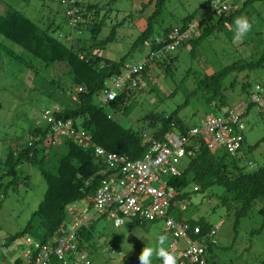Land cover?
I'll use <instances>...</instances> for the list:
<instances>
[{
    "label": "rangeland",
    "instance_id": "obj_1",
    "mask_svg": "<svg viewBox=\"0 0 264 264\" xmlns=\"http://www.w3.org/2000/svg\"><path fill=\"white\" fill-rule=\"evenodd\" d=\"M151 0H91L97 6V13L91 15L92 22L100 24L98 40H105L113 30V37L104 44H96L92 52L102 59L134 65L144 59L150 50V40L162 34V30L180 27L183 20L193 15L200 27L207 24L206 14L215 23L217 15L206 0H165L161 12L155 17L152 34L145 43L136 44L147 24V15L153 10ZM242 6L243 0H221ZM152 4V5H149ZM22 13L38 26L51 27L54 37L75 45L91 47L89 33L78 32L68 24L65 6L61 0H0V14L8 9ZM235 8V9H236ZM233 10V7H232ZM247 16L253 21L252 31L242 40L234 42V20L225 23L196 47L186 44L171 52L172 61L167 64H152L146 75L138 77V86L127 93V99L117 110H110L113 118L125 128L151 134L150 116L168 115L176 110V116L190 126L206 115L218 113L227 107L238 106L247 100L246 91L255 83L264 87V65L248 69L237 66L223 79L226 103L222 109L210 107L204 97L208 93L200 90V79L228 65L256 61L264 49V0L251 2L237 13L236 18ZM199 30L194 35L196 36ZM0 44L13 50L28 62L20 63L9 57L0 48V175L5 171L4 160L10 151H15L31 139L32 131L44 127L42 118L45 110H53L60 104L55 96L64 91L65 98L73 92L68 73L57 66L45 67L39 59L33 58L17 44L0 35ZM161 61V59L159 60ZM54 81L52 83L51 81ZM248 84L246 89L243 84ZM51 94V96H49ZM188 98V99H187ZM188 100L186 103L185 100ZM93 102L101 99L93 96ZM184 103V104H183ZM216 109L217 111H214ZM245 129L239 163L244 170L251 171L264 164V116L251 104L243 115ZM216 156L224 151L215 150ZM187 159L179 166L184 168ZM42 164L22 161L18 164L17 183L7 188L0 204V238H6L21 231L31 214L38 208L47 185L41 174ZM49 169L47 165L44 167ZM9 178L3 176V182ZM186 208L174 209L186 219L202 218L211 226L218 225L217 243L212 246V264H260L264 260V198L256 200L249 212L236 223L234 211L237 204L229 200L221 203L225 190L212 185L203 191H193L192 185L184 189ZM163 222L140 224L134 219L124 218L116 227L112 218L98 217L93 221V239L84 254L91 264H139L138 256L145 246L156 247L158 237L166 235L165 247L169 248L170 236L163 231ZM27 239L17 237L18 243ZM184 243L179 241L178 247ZM112 248V253L109 248ZM12 247H7L9 252ZM117 251L121 254H117ZM174 251L175 250H170ZM3 257L0 255V260ZM152 264H163L155 256Z\"/></svg>",
    "mask_w": 264,
    "mask_h": 264
},
{
    "label": "trees",
    "instance_id": "obj_2",
    "mask_svg": "<svg viewBox=\"0 0 264 264\" xmlns=\"http://www.w3.org/2000/svg\"><path fill=\"white\" fill-rule=\"evenodd\" d=\"M209 1L206 0L207 3ZM254 1L257 0H243L241 7ZM150 2L154 3V10L147 16L146 27L134 45L148 41L147 39L152 34L155 17L161 12L165 0H151ZM76 4L82 9L86 25L78 23L73 28H76L79 33L83 31L89 33V38L94 43L91 47L80 46L77 44L78 41L75 45L71 42L62 41L59 37L52 35L49 25L42 28L22 13L11 8L5 14H0V35L20 46L33 58L39 59L45 67L57 66L68 73L74 90L73 92L70 91L67 98H65L62 89L60 93L57 91L55 97L60 101V104L57 105L58 109L54 111L57 118H70L77 127L85 129L93 141L107 151L126 154L130 158L138 159L147 148V145L143 144L139 137L140 132L123 127L109 112L119 109L124 104L127 93H119L113 101L106 105L93 102V96L99 95L103 83L111 76L119 74L125 65L124 60L115 62L102 59L98 54L92 52L96 44H104L113 37V30L105 40H98L100 24L91 20V15L97 13V6L91 0H76ZM241 7H237L228 15L217 16L215 23L210 22L211 17L206 14L207 24L201 27L199 24V33L183 45L190 44L191 47H196L214 31H219L225 23L235 20ZM193 18V15L186 17L181 27L183 28ZM168 31L169 29H165L163 33L167 34ZM150 41L152 42V40ZM151 42L150 49H155L156 45ZM0 48L12 59L28 65V62L13 50L1 44ZM168 61H172L171 56L152 64L160 62L167 64ZM263 65L264 49L256 61L231 64L217 72L206 75L198 83L199 89L204 90L209 95L204 97L205 102L210 107L222 109L227 99L223 90L225 75L237 66H246L248 69H252ZM148 69L147 66L141 71V76L146 75ZM51 82L54 83L53 80ZM247 86V83L243 84L242 88L245 90ZM246 93L249 95L250 91L247 90ZM187 99L184 103L188 101ZM214 111L217 110L214 109ZM172 123L175 124V127H172ZM149 126L154 128L151 134L157 138L172 130L184 133L190 127L188 123L176 116V110L166 116L151 115ZM47 128L45 125L44 127H37L31 135L40 134L41 137H44ZM239 159L240 156L234 157L225 152L220 157L216 156L215 152L211 151L208 146L202 145L193 156L187 158V163L182 168L180 175L168 176L167 182L176 189V200L186 198L184 189L190 185H192V190L195 185L199 187L198 190L193 191H203L212 185L221 186L226 192L221 197V203L227 204L231 200L237 204L234 211L237 223L241 216L248 214L256 200L264 198V164L255 170L246 171L240 165ZM22 161L30 164H42L41 174L46 181L47 188L38 208L31 214L24 228L4 239L6 244H10L20 236L39 243H46L59 225L68 221L66 207L69 204L79 200H86L91 203L92 194L102 178L98 174L102 165L90 149L76 145L69 139H63L58 145H51L47 142L41 145L37 143L28 145L27 141L15 151H10L4 160L5 171L0 175V204L7 188L18 182V164ZM45 165L49 169H45ZM3 176L9 178L7 182H3ZM259 212L264 215V209H260ZM180 216L178 214V217ZM100 217H105V215ZM134 220L140 224L147 222ZM188 220L192 226L200 227L203 234L211 228L210 223L202 218H190ZM78 232L80 248L87 249L86 247L93 243V221L88 226H82ZM211 252L212 245L208 247L207 264H212L213 255ZM260 264H264V260Z\"/></svg>",
    "mask_w": 264,
    "mask_h": 264
},
{
    "label": "built area",
    "instance_id": "obj_3",
    "mask_svg": "<svg viewBox=\"0 0 264 264\" xmlns=\"http://www.w3.org/2000/svg\"><path fill=\"white\" fill-rule=\"evenodd\" d=\"M65 6L68 24L73 28L78 23L85 24L81 7L76 0H61ZM210 6L217 16L228 15L236 6L226 1L210 0ZM233 7V10H232ZM199 22L191 19L180 27H172L167 34L157 35L152 39L155 49H150L144 59L137 64H125L123 70L111 76L103 83L99 92L100 104L106 105L121 92L128 93L138 86V77L153 62L170 57L171 52L182 46L199 30ZM259 85V88L255 87ZM254 104L264 116V87L255 83L250 89L247 100L234 107H227L217 114H208L198 123L190 126L184 133L168 131L157 138L144 131L139 133L146 151L138 159L126 154L107 151L93 141L91 135L77 127L70 118H57L55 110H45L42 118L46 121L47 132L44 137L33 135L28 145L47 142L58 145L63 139L83 148L90 149L102 167L98 174L102 176L99 185L92 194L91 203L86 200L74 201L66 207L68 221L59 225L46 243L27 239L18 243L15 238L6 244L0 238V264H91V260L79 246V229L88 226L99 216L112 218L116 227L124 223V218L139 222L162 221L163 231L170 236L169 248L175 250L178 264H207L208 247L215 245L218 225L211 226L202 233L200 227L192 226L188 219L174 209L183 211L186 202L176 200L177 191L167 182L168 176L180 175L182 159L193 156L200 146L206 145L211 151L221 149L225 153L241 156L243 115L248 105ZM175 127V124H171ZM43 139V140H42ZM194 186L193 190H198ZM184 243L178 247L179 241ZM7 247H12L8 252ZM113 253L114 250L110 247ZM117 254H121L117 251Z\"/></svg>",
    "mask_w": 264,
    "mask_h": 264
},
{
    "label": "clouds",
    "instance_id": "obj_4",
    "mask_svg": "<svg viewBox=\"0 0 264 264\" xmlns=\"http://www.w3.org/2000/svg\"><path fill=\"white\" fill-rule=\"evenodd\" d=\"M234 25V42L242 41L253 29V21L247 16L235 18ZM255 87L259 88V85ZM167 239L166 235H160L156 247L145 246L138 256L139 264H152L153 256L161 259L163 264H178L177 254L164 246Z\"/></svg>",
    "mask_w": 264,
    "mask_h": 264
},
{
    "label": "crops",
    "instance_id": "obj_5",
    "mask_svg": "<svg viewBox=\"0 0 264 264\" xmlns=\"http://www.w3.org/2000/svg\"><path fill=\"white\" fill-rule=\"evenodd\" d=\"M149 5H152V4H149ZM153 6H154V4H153ZM235 6V5H234ZM148 16V15H147ZM162 32H163V30H162ZM58 107V106H57ZM241 153V152H240Z\"/></svg>",
    "mask_w": 264,
    "mask_h": 264
}]
</instances>
